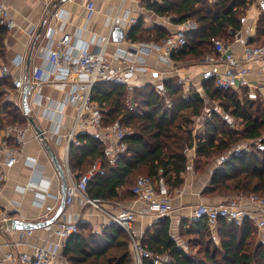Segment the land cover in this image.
<instances>
[{
	"label": "trees",
	"instance_id": "16d2710c",
	"mask_svg": "<svg viewBox=\"0 0 264 264\" xmlns=\"http://www.w3.org/2000/svg\"><path fill=\"white\" fill-rule=\"evenodd\" d=\"M252 0H164L161 3L146 1L145 7L159 15H174L173 21L182 23L188 19L196 25L186 31V44L172 53L175 59L189 60V56L202 59L206 53L215 52L213 39L233 35L241 28V14ZM8 32L0 23V56L4 53V39ZM160 26L152 30L132 27L128 35L132 39H153L160 41L169 34ZM230 40V41H231ZM264 42V11L255 25V37L247 44ZM260 45V44H258ZM166 93L156 92L154 86L144 84L128 90L126 84L111 79L99 80L94 84L92 100L96 101L102 114L104 125L121 123L127 130L123 141L124 151L113 158L106 154L103 141L96 135L80 132L77 144L70 142L68 165L75 177L85 173L96 160L101 161L100 170L87 183V194L98 200L116 199L128 195L140 172L151 178L163 177L169 190L177 187L186 171L190 150L198 155L193 161L197 169L210 163L211 155H221L223 159L209 177L208 191L211 189L222 195L257 193L264 195V101L260 96L240 100L239 90L221 89L213 80H202V94L189 88L187 92L173 78L163 82ZM9 81L0 80V127L20 124L29 118L22 114L13 102L4 100L3 88ZM169 99V104L166 102ZM205 99L216 100L229 115L239 118L242 127L224 128L225 118L213 108L204 121L202 132L192 131L193 116H199L205 106ZM253 139L259 144V153L234 152L236 143ZM235 143V144H234ZM233 145V147H231ZM232 148V151L230 149ZM88 168L86 170H88ZM208 184V185H209ZM131 195H133L131 193ZM230 195V196H231ZM163 220V219H160ZM183 226L185 232L197 234L200 245L195 253L187 252L169 234V225L163 223L145 238L144 246L157 256L170 257L172 262L163 264H259L264 259V251L258 244L251 251L255 227L249 219L242 223L218 220L215 229L218 244L210 250L213 236L206 218H192ZM212 230V229H211ZM124 233V234H123ZM116 223L102 226L100 232L78 223V232L67 237L62 248V256L67 264H130L129 238ZM208 238L205 240V236ZM217 250H220L217 254ZM146 264H153L145 260ZM264 264V262H263Z\"/></svg>",
	"mask_w": 264,
	"mask_h": 264
},
{
	"label": "crops",
	"instance_id": "0c3cea01",
	"mask_svg": "<svg viewBox=\"0 0 264 264\" xmlns=\"http://www.w3.org/2000/svg\"><path fill=\"white\" fill-rule=\"evenodd\" d=\"M88 2L94 4L93 15L84 28H79L78 19L84 14ZM145 3V0L140 2L137 0H6L15 25L8 29L4 39V53L0 56V60L9 62L14 77L21 74L28 75L37 66H46L44 54L48 46L51 44L54 46L65 34L69 35V44H85L92 34H96L102 39L109 36L105 55L117 65L120 60L114 58V53L118 49L126 51L129 57H134L139 54L134 50L139 42L161 41L151 38L132 39L128 35L130 31L124 30V23L129 19H136L137 23L133 27L140 26L142 30H152L160 26L165 29L166 34H172L178 30L186 33L196 25L191 19L176 23L173 21L174 15H159L152 9L146 8ZM244 11V15L241 16L242 25L238 31V38L233 35V39L227 42L230 50L236 54H240L249 39L255 37V25L260 13L264 11V0H252ZM64 13L67 15L66 22L59 16V14L65 15ZM116 25L120 26L123 31V38L120 41L113 40L111 35ZM40 27L41 30L38 31ZM30 28L33 30L30 31ZM32 43L30 61L27 64V56ZM89 47L93 49L94 45L89 44ZM159 55L160 51L155 48L150 49L144 55L148 69L138 71L129 79L128 82L132 87L143 86L147 83L154 86V84L171 78L177 82L176 72L160 59ZM18 56H22V64L11 63V60ZM173 60L174 67L180 68L179 72L191 81L184 91L187 92L189 88H193L202 94V88L199 86L202 81V70L207 64L202 59L196 62H192V59L173 58ZM261 62H264V55L248 66L255 71ZM247 79L252 83L255 81L253 74H248ZM7 86L13 92L8 99L4 98V100L13 102L24 114L21 93L16 92L11 83ZM244 88H247L250 94L258 95V90L254 86ZM66 90L67 86L54 84H42L39 88H31L28 95V114L34 126L29 118L19 124L26 126L25 142L21 153L12 166L6 167L3 162L4 155L0 151V172L5 174V179L0 181V264H10L8 260L3 259L6 252H11L16 258L20 253H31L33 245L43 244L54 248L58 253L54 264H67L60 258L61 239L45 226L23 230L13 229L6 224V219L9 218L24 222L43 221L46 212L45 205H54L52 215L61 205L63 179L47 146L50 147L65 172L64 159L68 158L70 144L67 134L74 126L75 117V106L65 100ZM7 125L0 127V138ZM35 126L44 134L45 142L40 136L37 137ZM80 132H87L100 138L109 158L116 155L112 145L105 138L103 130L77 127L75 139ZM197 156L195 151L190 150L186 171L182 173L183 181L170 190L173 209L164 218L150 213L142 202L137 201L131 195V192L120 198L99 200L100 208L83 204L79 198H76L72 204H64L57 218L59 220L77 219L78 223L88 226L90 230L100 232L102 226L109 223L110 214L131 208L136 214L132 223V232L135 235L145 238L146 234L149 235L155 228H160L163 223L167 222L169 234L173 237L177 234L179 227L186 226V222L192 219L191 211L195 204L198 202L218 204L227 198L211 189L208 191L207 188L211 186L208 180L218 166V162L210 161L201 171L194 166L193 160ZM204 179H207V182L204 183ZM40 193L46 194L43 199L40 198L43 202L41 205L36 202Z\"/></svg>",
	"mask_w": 264,
	"mask_h": 264
},
{
	"label": "built area",
	"instance_id": "2783aa9c",
	"mask_svg": "<svg viewBox=\"0 0 264 264\" xmlns=\"http://www.w3.org/2000/svg\"><path fill=\"white\" fill-rule=\"evenodd\" d=\"M145 1L161 3L164 0ZM93 12L94 4L88 2L84 14L78 19L77 26L84 28ZM59 16L64 22L67 21L66 14H59ZM0 23L5 25L7 29H11L15 25L6 0H0ZM136 23V19H129L124 23V30L129 32ZM32 30L33 28H30V31ZM234 35L238 38V32ZM108 41L109 36L102 39L96 34H92L85 44H69V35L65 34L54 46L52 44L48 46L44 54L46 66H37L31 74H21L14 77L9 62L0 60V80L9 81L13 89L19 93L22 92L25 85H29L31 88H39L42 84L67 86L65 100L75 106L74 126L67 134L68 142L77 143L74 137L77 127L82 129L94 128L105 132L104 136L112 145L115 153L122 152L126 148L123 137L127 130L119 122L109 125L103 124L100 107L96 101L92 100L94 84L99 80L111 79L114 82L126 84L128 90H131L132 85L129 84V79L138 71L148 69L144 55L150 49L155 48L160 51V59L176 72L177 83L185 88L191 81L179 72L180 68L174 67L172 53L180 51L186 44V33L183 30H178L169 34L160 42L141 41L134 48L139 53L134 57H129L126 51L118 49L114 53V58L120 60L117 65L105 55ZM212 42L215 52L206 53L202 58L207 64L206 68L202 70V80H213L214 85L221 89L239 90L243 87L254 86L258 90V95L264 101V62H261L255 71H252V68L248 66L264 55V45L245 44L240 54H236L230 50L227 43H223L219 39H213ZM89 44L94 45V48L90 49ZM22 62V56L11 60V63L15 65H20ZM248 74L254 75L255 81L253 83L247 79ZM199 87H201V83ZM154 88L159 94L164 95L166 93L163 82L154 84ZM12 92L9 86H5L3 88V98L8 99ZM166 102L170 103L168 98H166ZM25 131L26 126L17 123L8 124L4 128V134L0 138V151L4 155L3 162L6 167L12 166L20 155L25 142ZM39 136L38 133L37 137ZM249 150L248 145L244 142H238L233 147V151L237 153L248 152ZM101 164L100 160H96L83 176L75 177L69 169L68 158H65L64 168L67 178L64 196L65 205H70L76 198H79L83 204L100 208L99 200L91 198L86 189L89 178L100 170ZM4 179V172H0V181ZM203 182H207V179H204ZM131 193L137 201L142 202L147 210L157 217L169 215L173 209L170 190L163 177L153 179L148 175H140L134 180ZM45 196L46 194L40 193L39 199L36 200L37 204H43L40 198L43 199ZM54 209L53 204L45 205L44 219L49 218ZM135 215V211L128 208L110 214L109 217V223L118 224L128 235L131 253L130 264H146L145 260H151L153 264L171 263L170 257L161 258L157 256L152 250L143 245L141 236H137L132 232ZM191 217L206 218L211 229L216 227L218 220L242 223L243 220L249 219L257 230H264V195L235 193L218 204L198 202L192 208ZM45 227L61 239L60 246L63 248L67 237L78 232V221L77 219L59 220V218H56L55 221ZM182 247L186 250L185 245H182ZM57 255L58 253L54 248L43 244L33 245L31 253H20L16 258L11 252H6L3 259L8 260L10 264H54ZM60 258L65 261L62 254Z\"/></svg>",
	"mask_w": 264,
	"mask_h": 264
},
{
	"label": "rangeland",
	"instance_id": "374dc122",
	"mask_svg": "<svg viewBox=\"0 0 264 264\" xmlns=\"http://www.w3.org/2000/svg\"><path fill=\"white\" fill-rule=\"evenodd\" d=\"M245 13V11H244ZM244 13H242L241 15L243 16ZM219 40H221L223 43H227L229 40L226 39L225 37H219L218 38ZM260 45H264V42H262V40H259L256 42ZM190 59H192V62H196L198 61V58H194V57H191L189 56ZM256 96H258L257 94H250L249 90L246 89V90H242L240 89L238 92H237V97L240 99V100H245L246 98H256ZM215 108L218 112H219V115L221 117H224L226 121H224V123L222 124L224 126V128H234V129H240L242 127V121L241 119L239 118H235V117H232L231 115H229V113L224 110L223 107L221 106H217V102L216 100H209V99H205V106L204 108L202 109V112L199 116H193V122H192V131L195 133L197 132H202V128H203V125H204V121L207 120V118L210 117L211 115V110ZM195 133V134H196ZM241 142H244L248 145L249 147V151H254L258 154L259 153V144L253 140V139H249V140H244V141H241ZM235 144V143H234ZM233 147V145L231 146ZM230 151H232V148L230 149ZM224 158H222L221 155H211L210 156V160L211 162H215L216 163L218 162V165H221L222 161H223ZM64 163H65V159H64ZM88 168V164L83 168V172L86 173L87 172V169ZM202 171V169H201ZM145 173L142 171L140 172L139 174H137L135 176V178H137L138 176L140 175H144ZM209 182V180H208ZM231 195L228 194V195H224L226 197H229ZM185 229L186 228H183V227H179L178 228V232L177 234H175L173 236V238L176 240V242L179 244V245H185L186 246V251L193 254L195 253L199 248H202V247H199V246H204L205 244H201L199 243L198 240H196L197 238V234L194 233V232H191V233H186L185 232ZM215 229V228H214ZM210 231L212 232L211 234L214 235L213 236V241L209 244H206V245H209L210 246V250L213 251L215 249V244H218V236L216 234V230H211ZM124 234V233H123ZM127 236V235H126ZM205 236V240L208 238L207 235H204ZM252 246H250L251 248V251H256L257 250V246L258 244H262V246H260L261 250L264 251V230H257L255 229V233H254V237L252 239ZM220 250H217V254H219ZM264 262V259L260 260L259 261V264H263Z\"/></svg>",
	"mask_w": 264,
	"mask_h": 264
},
{
	"label": "water",
	"instance_id": "95a60500",
	"mask_svg": "<svg viewBox=\"0 0 264 264\" xmlns=\"http://www.w3.org/2000/svg\"><path fill=\"white\" fill-rule=\"evenodd\" d=\"M41 30V27L38 29V31ZM112 38L115 41H120L123 38V31L121 29L120 26L116 25L112 32H111ZM32 47H33V43L31 44V49L29 51V54L27 56V64L30 61V54L32 51ZM31 91V86L29 85H25L22 92H21V105H22V110L24 113H28L29 111V105H28V95L30 94ZM29 121L30 123H32V125L34 126L33 120L31 117H29ZM35 130L37 131V133H39L40 137L42 138V140L45 142V138H44V134L42 133V131L35 126ZM48 150L50 151V154L53 158L54 163L56 164V167L59 170L60 175L62 176L63 179V183H62V196H61V205L58 208V210L53 213V215H51L49 218L44 219L43 221H39V222H24L21 220H18L16 218H9L8 220H6V224L10 227H12L13 229H23V230H28V229H33V228H37V227H42V226H46L49 223L53 222L56 220V218L58 217L59 213L61 212L63 206H64V196H65V189H66V185H67V180L65 177V172L62 169V166L59 165V163L56 160L55 155L52 153V150L50 149L49 146H47ZM167 216V215H166ZM166 216H162L160 218H164ZM1 225V224H0Z\"/></svg>",
	"mask_w": 264,
	"mask_h": 264
}]
</instances>
